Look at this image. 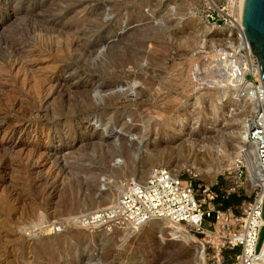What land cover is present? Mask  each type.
<instances>
[{"label":"rangeland","instance_id":"1","mask_svg":"<svg viewBox=\"0 0 264 264\" xmlns=\"http://www.w3.org/2000/svg\"><path fill=\"white\" fill-rule=\"evenodd\" d=\"M230 2L0 0V264H237L242 248L223 244L256 198L240 155L252 110L223 93L218 72L206 76L233 39ZM111 48L141 53L137 68L110 64ZM175 116L188 126L178 120L181 136L167 140ZM204 154L210 180L180 172L226 214L207 235L184 240L160 222L133 232L77 225L138 169L148 177ZM232 195L242 201L223 210L220 196Z\"/></svg>","mask_w":264,"mask_h":264},{"label":"built area","instance_id":"2","mask_svg":"<svg viewBox=\"0 0 264 264\" xmlns=\"http://www.w3.org/2000/svg\"><path fill=\"white\" fill-rule=\"evenodd\" d=\"M217 11L224 13L223 10ZM241 31L246 48L238 44L235 47L226 44L223 48L217 49L215 63L232 86L235 99L248 103H253L252 99H258L257 102L260 103L257 113L249 123L248 140L256 147V154L264 173V107L262 105L264 88L262 80L259 81L251 72L254 66H258V61L245 37L244 28H241ZM261 85L262 92L259 90ZM194 178L195 175L191 170L176 175L168 168L156 167L145 182L128 183L114 204L106 209L88 213L76 223L86 229L116 228L139 231L148 222L156 219L184 225L197 236L207 235L208 222L215 220L224 224L227 218L225 213L213 207H206L205 199L199 198V191L193 184ZM254 190L255 202L250 204L240 228L229 238L224 237L223 245L242 248L237 264H254L257 258L256 247L263 208V205H259V200L264 197V182ZM232 191H235V188Z\"/></svg>","mask_w":264,"mask_h":264},{"label":"bare ground","instance_id":"3","mask_svg":"<svg viewBox=\"0 0 264 264\" xmlns=\"http://www.w3.org/2000/svg\"><path fill=\"white\" fill-rule=\"evenodd\" d=\"M244 5H245V0H231L230 2V8H231V12L234 16V19H235V23L234 24H230V25H226L227 28H229L228 30L233 33V39H229V43L230 44L229 46L231 47H235V45H239L240 47H244L246 48V42L244 41V37L242 35V31H241V28H243V14H244ZM83 25V24H82ZM62 29V28H61ZM176 32V31H175ZM75 34V33H74ZM176 35V34H175ZM175 37V36H174ZM71 38V37H70ZM66 39V38H65ZM74 40V39H73ZM174 40V39H173ZM66 41V40H65ZM68 41V40H67ZM59 42V41H58ZM144 42V41H143ZM152 42V41H151ZM54 43V42H53ZM190 44V43H189ZM70 44H68V46L66 47H69ZM140 46V47H139ZM135 47H139L141 48L142 50V47H144V43L142 44V42L140 43V45H136ZM72 48V47H71ZM71 48L69 47L68 48V51H71ZM93 48V47H92ZM138 48V49H139ZM156 48V47H155ZM112 50L110 51V56H109V61H110V64L114 65V66H118V65H121V66H127V65H131L133 68H137V64L139 62V59L141 58V56L139 54L141 53H138V52H129V53H125V54H120L117 53V50L116 49H113L111 48ZM125 49V48H124ZM129 49V48H128ZM137 49V48H136ZM158 49V48H156ZM155 49V50H156ZM90 50V49H89ZM88 50V51H89ZM109 50V49H108ZM120 50V49H119ZM123 52V50H121ZM129 51V50H128ZM93 52V51H91ZM127 52V50H126ZM62 53V52H61ZM71 53V52H70ZM131 53V54H130ZM162 53V52H161ZM164 53V52H163ZM89 54V53H87ZM108 54V55H109ZM215 54V52H214ZM68 55V54H67ZM93 55V54H92ZM107 55V54H106ZM90 56V55H89ZM65 57V55H64ZM88 57V56H87ZM217 52L216 54L211 58V60L209 61L210 63L208 64V71H207V74L206 76L210 75V77L212 76V74L214 75V72H218L219 73V83L218 85L220 86V84L222 85L221 87H225L223 88V93H225L227 90H229V92L233 91L232 90V86L230 85V83L228 82L227 78L225 77V75L223 73H221L220 69L218 68V65L215 63V60L217 59ZM72 59V58H71ZM70 60V59H69ZM97 60V59H96ZM106 61V60H104ZM104 63V62H103ZM153 63V62H152ZM101 65V64H100ZM139 66V65H138ZM108 67V66H107ZM102 68V67H101ZM110 68V67H109ZM113 68V67H111ZM117 68H120L117 67ZM90 72V71H88ZM154 72V71H153ZM206 72V71H205ZM251 72L257 76V79L259 81H261L260 79V70H259V67L256 65L254 66L252 69H251ZM218 77V76H217ZM213 78V77H212ZM207 79V78H206ZM243 81V79H241ZM211 81V80H210ZM214 81V80H213ZM206 82V81H205ZM209 84V83H208ZM213 84V83H212ZM215 84V83H214ZM51 85V84H50ZM217 85V86H218ZM107 87H109L107 85ZM226 87H228L229 89L226 90ZM50 89V88H49ZM231 89V91H230ZM262 85L259 87V90L262 92ZM226 90V91H225ZM32 92V91H31ZM228 92V91H227ZM222 93V94H223ZM232 93V92H231ZM68 95V94H67ZM233 95V98L234 101H244V100H237L235 99V95L234 93H232ZM253 97H254V92H253ZM144 96V95H143ZM115 97H117V95H111L109 96L108 98L104 99L106 100V103L107 102H110V101H113L115 99ZM253 103H248L247 101H245V105L247 107H250V109L252 111H249L250 113V118H253L255 116V114L257 113L258 111V106H259V102L258 99H252ZM105 102V101H104ZM84 104H90L91 103V97H89L88 95H85V98H84ZM262 105L264 107V100L262 101ZM108 104V103H107ZM193 106L192 107H195L197 105V103H193L192 104ZM245 106V107H246ZM180 110V109H179ZM179 112V111H178ZM248 113V112H247ZM181 114V113H180ZM177 115V114H176ZM180 119H182L184 125L182 127H185L188 126L187 125V119H184L182 118V116H175V117H171L170 119H168V121L166 123H164L163 125V131H164V135L163 137L164 138H167V140H175L177 138H179L181 136V132H182V128H178L177 126V121ZM248 122L246 124V127H244L245 129V132H242L243 133V143L242 146L245 147V148H242V146H240L242 149H240V155L245 157L246 158V162L248 164V166H250L251 168H248L249 169V175H248V178H249V181L252 185V189H254L256 186H262L263 185V182H264V173L262 172L261 170V167H260V163H259V160H258V157H257V154H256V147L254 144L250 143L249 140H248ZM173 135L175 136V138H171L170 135ZM149 135V133H148ZM171 135V136H172ZM186 138V137H185ZM183 141V140H182ZM192 145V144H190ZM182 146H185V143L182 144ZM155 147V146H154ZM170 147V146H168ZM187 147V145L185 146V148ZM190 147V146H189ZM239 147V148H240ZM153 148V147H152ZM171 148V147H170ZM173 148V147H172ZM147 150V149H146ZM154 150V149H152ZM167 150H169V148L165 149L164 151L166 152ZM181 150V149H180ZM128 151V150H127ZM149 151V150H147ZM191 151V150H190ZM170 152V151H169ZM128 153V152H126ZM182 153V152H181ZM239 153V152H238ZM132 154V153H131ZM237 154V153H236ZM163 155V153H162ZM239 155V154H237ZM195 156V155H194ZM148 157V156H147ZM205 157V154L202 155V156H197L196 158L193 157V160L192 162H184L181 166H179V164H181V162H179V164L177 165L178 166V169L176 168H172V167H168V169H170L171 171H173L176 175H179L180 173V169L183 168V167H188V168H195L197 170V172L199 173V175L202 176V178H204L205 180H210L212 178V175L209 174V170H205L203 168V166H205L203 164V158ZM160 156H152L151 158H149L148 160V163L149 164H152L155 160L159 159ZM146 161H147V158H146ZM204 161L206 162V160L204 159ZM168 163V162H167ZM233 163V162H232ZM118 164V166L120 165V161H118L116 163V165ZM148 164V165H149ZM229 166H232L231 164H229ZM209 167V166H208ZM206 167V168H208ZM146 168L147 167H143L141 169H138L136 172H137V176L140 177V179H137L135 178L136 180H132V182H145L147 177H145L146 175ZM125 172V169L124 168H116V173L118 174H121V173H124ZM135 172V173H136ZM133 177V176H132ZM126 188V186H125ZM125 188H121L119 187V190H118V193H119V196L124 192ZM118 196V197H119ZM99 198V197H98ZM118 199V198H117ZM116 199V201H117ZM116 201H113V198H111L108 194L105 195L104 197L102 198H99V200L95 202H93L92 200V205L93 204H97L99 205V208L103 206V208H101L100 210H103V209H106L108 208L110 205L114 204ZM112 202V203H111ZM264 203V197L260 198L259 200V205H263ZM105 206V207H104ZM84 207V206H83ZM97 207V206H96ZM98 208V207H97ZM96 211H99V210H96ZM96 211H93V212H96ZM158 222L168 226V228L172 229L173 232L175 233V235L179 236V238L181 239H184V240H188V239H194L195 236L191 235L190 231L184 226V225H181V224H176V223H173V222H170V221H166V220H151L150 222H148L147 224L149 223H156L158 224ZM264 224V221L263 219H261L259 225L262 226ZM185 227V228H184ZM126 230H129L131 231L130 229H126ZM171 230V231H172ZM133 232V231H132ZM173 233V234H174ZM203 246V245H202ZM204 252V251H202ZM204 255V254H203ZM202 257V256H201ZM204 257V256H203ZM256 259L254 260V264H264V243H263V246H262V249L259 253L256 254Z\"/></svg>","mask_w":264,"mask_h":264},{"label":"water","instance_id":"4","mask_svg":"<svg viewBox=\"0 0 264 264\" xmlns=\"http://www.w3.org/2000/svg\"><path fill=\"white\" fill-rule=\"evenodd\" d=\"M243 28L245 37L256 56L264 88V0H245L243 14ZM264 221V203L262 208ZM264 243V224L260 227L256 254Z\"/></svg>","mask_w":264,"mask_h":264},{"label":"trees","instance_id":"5","mask_svg":"<svg viewBox=\"0 0 264 264\" xmlns=\"http://www.w3.org/2000/svg\"><path fill=\"white\" fill-rule=\"evenodd\" d=\"M220 201L222 203V209L227 210L231 206L239 204L242 201V198L237 197L235 195L229 196L228 198L220 196Z\"/></svg>","mask_w":264,"mask_h":264}]
</instances>
